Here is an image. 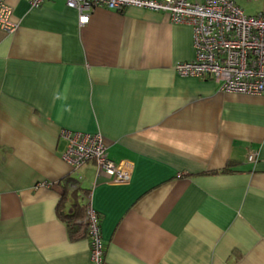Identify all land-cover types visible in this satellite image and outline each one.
Returning a JSON list of instances; mask_svg holds the SVG:
<instances>
[{
    "label": "crops",
    "instance_id": "1",
    "mask_svg": "<svg viewBox=\"0 0 264 264\" xmlns=\"http://www.w3.org/2000/svg\"><path fill=\"white\" fill-rule=\"evenodd\" d=\"M5 2L17 25L0 30V264H92L56 215L58 182L76 177L61 129L100 133L132 165L122 182L77 171L104 264H264V96L177 74L192 32L167 14L94 7L79 25L65 0Z\"/></svg>",
    "mask_w": 264,
    "mask_h": 264
},
{
    "label": "built area",
    "instance_id": "2",
    "mask_svg": "<svg viewBox=\"0 0 264 264\" xmlns=\"http://www.w3.org/2000/svg\"><path fill=\"white\" fill-rule=\"evenodd\" d=\"M33 8L46 0H27ZM77 11L79 25L86 24L94 7L121 11L137 7L167 14L174 24L191 28L194 57L177 62L174 69L181 76L210 78L221 92H236L264 96V10L246 14L234 0H65ZM12 8L0 0V30L11 32L16 27ZM65 141L61 158L76 179L78 169L92 162L98 171L114 176L115 182L130 177L132 165L108 158L100 133L61 129ZM255 159V153L247 156ZM87 238L90 261L104 264V245L96 212L86 205Z\"/></svg>",
    "mask_w": 264,
    "mask_h": 264
},
{
    "label": "trees",
    "instance_id": "3",
    "mask_svg": "<svg viewBox=\"0 0 264 264\" xmlns=\"http://www.w3.org/2000/svg\"><path fill=\"white\" fill-rule=\"evenodd\" d=\"M58 185L62 193L55 209L57 217L65 223L69 238L87 237V223L83 222L86 212V190L78 186L77 179L71 175L62 178Z\"/></svg>",
    "mask_w": 264,
    "mask_h": 264
},
{
    "label": "rangeland",
    "instance_id": "4",
    "mask_svg": "<svg viewBox=\"0 0 264 264\" xmlns=\"http://www.w3.org/2000/svg\"><path fill=\"white\" fill-rule=\"evenodd\" d=\"M257 6H258V9L264 8V2H262V1L258 2ZM251 7H254V6H251ZM85 215H86V212H85ZM83 222L86 223L85 217L83 219Z\"/></svg>",
    "mask_w": 264,
    "mask_h": 264
}]
</instances>
